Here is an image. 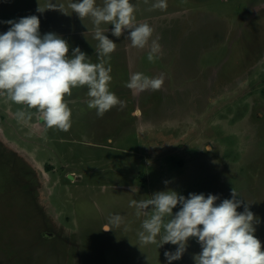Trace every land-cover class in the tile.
<instances>
[{
  "label": "rangeland",
  "instance_id": "374dc122",
  "mask_svg": "<svg viewBox=\"0 0 264 264\" xmlns=\"http://www.w3.org/2000/svg\"><path fill=\"white\" fill-rule=\"evenodd\" d=\"M52 2L63 12L50 0H0V21L35 15L69 54L79 47L96 63L91 18L72 12V0ZM131 2L136 24L153 29L143 49L127 31L116 38L112 25L100 26L116 43L110 90L123 106L98 117L87 88H74L65 97L70 129L41 136L16 119L28 109H0V264H165L164 251L176 246L158 248L159 236L140 244L146 217L129 202L169 189L221 200L233 190L237 211L247 204L260 219L254 235L264 251V0H167L164 11L151 8L155 0ZM152 41L160 47L149 61ZM137 72L162 78L161 88H127ZM200 251L190 238L172 264H194Z\"/></svg>",
  "mask_w": 264,
  "mask_h": 264
},
{
  "label": "clouds",
  "instance_id": "9594fccd",
  "mask_svg": "<svg viewBox=\"0 0 264 264\" xmlns=\"http://www.w3.org/2000/svg\"><path fill=\"white\" fill-rule=\"evenodd\" d=\"M167 6V0H155L151 8L164 11ZM70 7L80 19L90 17L95 26L96 63L90 62L79 47L72 48L69 54L70 46L59 34H41L40 21L35 15L0 21L8 26L0 32V95L29 110L17 111L18 121L28 122L35 115L46 129L68 131L72 110L65 97L71 96L74 88H87V107L95 109L98 117L124 104L110 90L109 60L116 43L105 35L109 28L104 31L100 26L112 25L111 35L116 38L127 31L125 38L132 47L141 49L148 44L152 27L147 23L136 24L131 0H103L102 6L96 0H72ZM48 8L62 11V5L52 0ZM259 9H264V4L258 5ZM159 47L157 41H152L149 61L156 58ZM162 84V78L137 72L125 86L143 92L159 90ZM164 183L167 185L168 181ZM150 197L133 199L129 206L136 209L137 217H146L138 232L140 244L155 245L159 236L158 248L165 244L176 246L174 250L164 251L165 264L182 258L190 238L201 249L193 257L194 264H264L261 242L254 235L260 219L247 204L243 205V211H237L242 201L233 190L231 198L222 200L211 193L190 192L185 197L171 189L154 192ZM174 209L177 210L173 212ZM122 219L113 215L110 224L119 227Z\"/></svg>",
  "mask_w": 264,
  "mask_h": 264
},
{
  "label": "crops",
  "instance_id": "0c3cea01",
  "mask_svg": "<svg viewBox=\"0 0 264 264\" xmlns=\"http://www.w3.org/2000/svg\"><path fill=\"white\" fill-rule=\"evenodd\" d=\"M40 32H41V34L49 33V32H46L44 30V27H41V26H40ZM13 104L14 103L11 102L6 96L0 95V109L4 108L3 109L4 112H6L10 115H13L14 112H12V110H11V108L13 107ZM27 124H28L27 128H29L33 132H36V135H38V136H41V134L44 133V131L46 130V128L42 126V122L39 121L37 116L34 117L33 119H31L30 122Z\"/></svg>",
  "mask_w": 264,
  "mask_h": 264
},
{
  "label": "flooded vegetation",
  "instance_id": "af4514ba",
  "mask_svg": "<svg viewBox=\"0 0 264 264\" xmlns=\"http://www.w3.org/2000/svg\"><path fill=\"white\" fill-rule=\"evenodd\" d=\"M261 18H262V20H264V13H263V15H262V17H261Z\"/></svg>",
  "mask_w": 264,
  "mask_h": 264
}]
</instances>
